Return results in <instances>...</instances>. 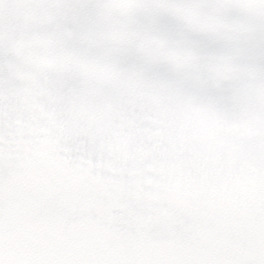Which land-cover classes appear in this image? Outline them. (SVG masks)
Here are the masks:
<instances>
[{
	"label": "bare ground",
	"instance_id": "bare-ground-1",
	"mask_svg": "<svg viewBox=\"0 0 264 264\" xmlns=\"http://www.w3.org/2000/svg\"><path fill=\"white\" fill-rule=\"evenodd\" d=\"M53 1L49 19L45 0H0V195L17 198L23 189L24 210L32 221L30 229L27 223L13 233L0 230V264H108L109 245L98 220L75 207L70 189L66 197L56 194V173H48L41 147L62 136L85 144L95 115L113 116L123 102L114 89L97 82L88 85L91 94L83 96L85 87L76 81L75 71L96 58L103 36L85 13L71 16L73 0ZM185 4L206 29L220 33L227 50L246 54L264 91V44L253 46L249 37L254 29L264 31V0ZM81 206L90 209L84 199ZM216 247L223 244L183 231L174 241L172 256L158 257L166 258V264H264L262 257H248L245 248L238 257L225 260L223 253L218 258ZM177 250L180 261L173 257ZM140 257L132 255L122 264H135Z\"/></svg>",
	"mask_w": 264,
	"mask_h": 264
},
{
	"label": "rangeland",
	"instance_id": "rangeland-1",
	"mask_svg": "<svg viewBox=\"0 0 264 264\" xmlns=\"http://www.w3.org/2000/svg\"><path fill=\"white\" fill-rule=\"evenodd\" d=\"M169 1L175 2L179 5V7L183 8L186 16L188 17L187 19L192 20L194 23L195 29L201 33V36L203 37L205 44L208 45L207 48L210 51H213L214 54H216L220 58V60L226 63L229 68L233 69V71L236 74H238L237 87L238 88L247 87L249 91L262 94V92H260L259 90L261 88H259L258 83L255 80L256 78L255 74L257 73V70L251 66L252 61L247 59L246 54L243 51L231 52L227 50L225 47L224 41H222L218 37L220 33L219 32L216 33L215 30L213 29H206L203 25V21L195 18V15L191 12L192 10H190L189 6L185 4V0H169ZM109 2L111 1L109 0ZM105 3H107V0H96V1L73 0V2L71 3V6H72V10L74 9L75 11L73 14H71V16L73 15L77 16L79 12H82L80 10L83 8L84 10H87L86 11L87 15L90 16L92 13L94 16V18L92 19L93 22L95 24H99L98 15H100V12H102L101 15H104V16L105 14L106 16L111 15L110 13H106V11H101L102 8H104ZM184 4L187 7L184 8ZM45 5L47 6V11L49 12L47 15V18L51 19L50 12L55 7V3L53 0H45ZM86 5H87V8L84 7ZM73 21L75 23H78L76 22L75 19H73ZM249 37L253 38V42H252L253 46L255 45L256 47H258L260 44L262 43L264 44V31L262 30H257V29L252 30ZM244 40L246 42L247 38H245ZM244 46H247V45L244 44ZM95 62L96 61H91L88 66L87 70H89V72L85 75V77L89 76L87 80H98V79L100 80V77L97 75L99 72L95 70V67H96L94 65ZM110 67H113V66L110 65ZM112 70L113 68H108V71H112ZM85 71H86L85 69L82 70V72H85ZM122 72H119V75L117 77L120 78ZM108 82L110 86L115 85L114 81H108ZM81 85H84L86 87V85H88V81H83ZM98 118H99L98 119L99 122L105 121L103 120L105 118H100V117ZM114 119H122V118L119 116H115ZM107 121L112 122V120H110L109 118H107ZM132 121L135 122L136 127L137 125L141 123V121L136 119V117L135 119H132ZM119 127H123V126L121 125ZM103 129L101 130L99 129L98 132H96L95 137L97 139L95 138L94 140V138H91L90 142L88 140L87 144L83 145L84 149L80 146L81 144L79 141H76L75 139H73L72 141V139H67L64 136H62V138L58 139L56 142L44 144L41 147V155H42L41 159H43V161L45 160V163L48 167V171H55L57 174V176L55 177L60 178V179L55 178L57 180L56 186L58 188V191H56V193L59 196L66 197L67 195H69V193L66 194L65 190L66 188L67 189L69 188L71 193H74V196H75V200H74L75 207H77L78 209H81V208L86 209V213L89 214L91 218L98 220L100 224V232L103 233L104 240H106V243H108L109 246L111 245L112 247L110 252L108 249V253L106 257L108 264H122V262L125 259H128L132 255L134 258H136L135 255H137V253L141 254L142 259L139 260L138 262L135 260V264H159L157 261H155V258L149 261L147 259L146 253L144 251H141L142 248L137 252V249L135 248V242H134L135 239L131 241V239L128 238V243H130V245L125 250V252L134 250L136 253L135 255L134 254L130 255V253L128 252L127 253L123 252L120 254L119 253L120 250L119 251L116 250L117 249L116 242L113 241L114 238H112L113 232L115 233L116 237L119 239H122L123 235L128 234V233L137 237V235L140 233L139 226H142L144 229V236H147V234L149 233L148 231L149 225L147 226V224H135V222L138 223L140 220H142V215L138 214L139 216L135 219L136 214L135 213L133 214L131 211L130 212L133 216L130 214H124V216L121 217V219H118V221L116 222H114L116 218H112L110 217L111 215H109L110 212H113V213L115 212V208L111 206L113 203H115V199L114 197L111 198L113 202L112 200L110 202L109 200H107V197L109 198V196L106 195L105 193H108L109 190H107V192L103 190L106 187L105 185L106 179L104 178L108 179L109 177H112L113 179H120L121 178L120 174H122L124 170H127L126 173L130 175L132 174L134 170V164H133L131 155L129 158L126 156L127 153H124V151H117L116 148H113L116 146L109 141V137H111L114 139V140L112 139L113 142L114 141L123 142L121 139L122 137L121 138L117 137L118 136L117 133L112 132L111 129L109 128L108 129L106 128L105 131ZM99 135H101L103 141L102 143L96 144L98 140L100 139ZM136 137H138L137 132L134 137L135 141H136ZM109 144L112 147L111 149L113 153H111L109 158H106V159L110 161L113 167L108 166L106 163H102L103 167L107 169H111V171H104L102 169V166H100L101 165L100 161L94 157V150L97 153H99L100 156L103 157L104 155L103 151L105 152L108 151L107 146ZM118 153L121 155L118 156ZM81 156H84L87 159L86 163L84 164L82 163ZM35 157H37L36 153H35ZM122 160L126 161V163L129 164L127 166L128 167L127 169L125 166L122 165V163H117L118 161L123 162ZM117 164H120V166H118L119 167L118 169H120L122 172L117 169ZM79 167L81 168L79 169ZM83 169L85 170V172ZM71 176L75 178H71ZM22 179L24 178H22V174H20L19 181H21ZM62 179H67L71 183L69 187H65V188L63 187V184H62L63 182L61 181ZM113 190L114 189H112V191ZM23 191H24L23 189L19 191V193L17 194L18 196L17 198L12 193L0 195V225H1L0 228H2L3 230L8 229V230H11L13 233V232H16L17 229L19 228L26 227L24 222L27 217L24 216V212L22 211L23 210L22 208L24 206V197H23L24 192ZM18 198H20V200H18ZM82 199H84L87 202V204L90 205L89 211L87 207L81 206ZM70 210H71L70 208L67 209V211H70ZM114 223H115V226L117 225V229H115V231H112L113 228L112 226H110V224L114 225ZM188 229L192 231H202L200 229L195 230L194 228H188ZM188 229H185V230L188 231ZM107 233H110L111 236L106 237ZM202 234H205V233L202 231ZM260 240L264 241L263 238H260ZM143 242H145V240L144 241L140 240L139 244H143ZM144 247H147V246H144ZM236 248L237 246H235V248L232 249L229 255L230 256L229 258L239 256V252ZM225 249L228 251L229 247H225ZM168 250H169L168 247L167 248L163 247L161 251L165 253ZM178 250L175 252V255H173V257L177 259L178 261H180L181 258L178 255L179 254ZM255 250H256V253H259V254L263 253V250L261 248L258 249L256 247ZM169 252L170 254L167 253V255L165 256L171 257L172 250ZM218 253H221V252H218ZM249 253H251V251H249ZM153 255H155L154 252H153ZM46 256H48L46 257L48 262L52 263L49 253L46 254ZM218 257L220 258L221 254H219ZM83 264H86L85 260H83ZM160 264H166V262H161Z\"/></svg>",
	"mask_w": 264,
	"mask_h": 264
},
{
	"label": "flooded vegetation",
	"instance_id": "flooded-vegetation-1",
	"mask_svg": "<svg viewBox=\"0 0 264 264\" xmlns=\"http://www.w3.org/2000/svg\"><path fill=\"white\" fill-rule=\"evenodd\" d=\"M150 33V44L155 46L156 41H161L165 44L164 49L159 52L156 48H152L155 51L146 60H143L142 56H137L133 60L134 69L140 73L141 82L148 83L153 94L160 90L162 91L164 97L157 98V109L158 112L170 116V121L168 122L170 131L176 127L177 123L181 121L182 115L187 113L188 110L195 113L202 111L205 97L204 89L206 87L202 81L204 79V71L206 73L212 72L211 77L207 79V85L220 99L219 104L225 103V99H221V97L230 90L225 78V70H222L217 62H205L203 48L191 44L192 38L179 39L173 26H159L151 30ZM150 59L160 62L163 69L162 73L155 74V72L150 70L152 68ZM214 76H217V78ZM169 95L171 98L167 101ZM189 99L192 102L190 109L185 104V101ZM233 106L238 107V114L236 115L232 112L228 117L234 121L237 119L239 122L235 123L238 126H230V130H232L234 136L239 137L246 143L247 139H244V136L254 126L264 123V110L261 109L258 103L251 105L249 98H242L241 96L229 101L228 110ZM152 109L155 110V105L152 106ZM189 132V136L201 142L205 141L203 138H209L200 129H192ZM221 137H223L222 134L214 133L211 139L216 140ZM224 142L227 146L231 144L228 138ZM252 216L254 229L264 228V214H252Z\"/></svg>",
	"mask_w": 264,
	"mask_h": 264
}]
</instances>
